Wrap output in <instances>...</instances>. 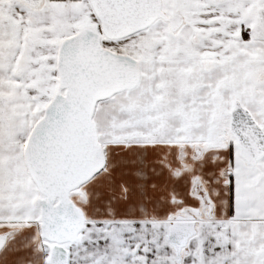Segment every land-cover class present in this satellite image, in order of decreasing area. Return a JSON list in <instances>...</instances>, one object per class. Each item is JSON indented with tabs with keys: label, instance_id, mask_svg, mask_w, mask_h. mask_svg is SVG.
<instances>
[{
	"label": "snow or ice",
	"instance_id": "6c2138e0",
	"mask_svg": "<svg viewBox=\"0 0 264 264\" xmlns=\"http://www.w3.org/2000/svg\"><path fill=\"white\" fill-rule=\"evenodd\" d=\"M255 70L264 0H0V264H264Z\"/></svg>",
	"mask_w": 264,
	"mask_h": 264
},
{
	"label": "trees",
	"instance_id": "16d2710c",
	"mask_svg": "<svg viewBox=\"0 0 264 264\" xmlns=\"http://www.w3.org/2000/svg\"><path fill=\"white\" fill-rule=\"evenodd\" d=\"M257 74V75H256ZM251 76L257 81V82H264V73H259L257 71H253L251 73Z\"/></svg>",
	"mask_w": 264,
	"mask_h": 264
},
{
	"label": "crops",
	"instance_id": "0c3cea01",
	"mask_svg": "<svg viewBox=\"0 0 264 264\" xmlns=\"http://www.w3.org/2000/svg\"><path fill=\"white\" fill-rule=\"evenodd\" d=\"M163 11H164V10H163ZM164 13H165V12H164ZM174 15H177V13H176V12H172V13H169V14H168L169 17L174 16ZM254 58H255V57H254ZM255 71H257V72H259V73H262V72L264 73V70H255ZM251 73H252V72H251ZM251 73H250V75H251ZM256 75H257V74H256Z\"/></svg>",
	"mask_w": 264,
	"mask_h": 264
},
{
	"label": "water",
	"instance_id": "95a60500",
	"mask_svg": "<svg viewBox=\"0 0 264 264\" xmlns=\"http://www.w3.org/2000/svg\"><path fill=\"white\" fill-rule=\"evenodd\" d=\"M164 14H165V13H164V11L162 10V11L160 12V15H161V16H164ZM174 16H177V15H174ZM172 17H173V16H172ZM168 18L171 19V17H169V16H168Z\"/></svg>",
	"mask_w": 264,
	"mask_h": 264
},
{
	"label": "flooded vegetation",
	"instance_id": "af4514ba",
	"mask_svg": "<svg viewBox=\"0 0 264 264\" xmlns=\"http://www.w3.org/2000/svg\"><path fill=\"white\" fill-rule=\"evenodd\" d=\"M172 17V16H171Z\"/></svg>",
	"mask_w": 264,
	"mask_h": 264
}]
</instances>
